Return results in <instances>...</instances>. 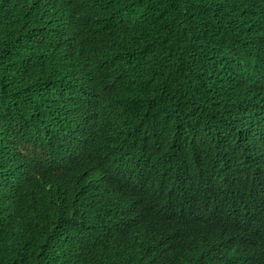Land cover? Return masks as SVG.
Returning a JSON list of instances; mask_svg holds the SVG:
<instances>
[{
  "label": "trees",
  "instance_id": "1",
  "mask_svg": "<svg viewBox=\"0 0 264 264\" xmlns=\"http://www.w3.org/2000/svg\"><path fill=\"white\" fill-rule=\"evenodd\" d=\"M81 12L79 1L42 15L0 0V264H264V222L227 226L211 213L176 242L136 209L130 235H117L107 213L118 198L87 169L57 182L51 161L36 170L18 154L19 142H63L57 102L76 88L135 121L111 143L125 160L175 154L186 141L168 145L185 130L164 103L194 130L178 161L164 162L170 171L249 202L264 182V0H142L135 31L104 47L89 46L106 31ZM76 221L91 231L89 249Z\"/></svg>",
  "mask_w": 264,
  "mask_h": 264
},
{
  "label": "clouds",
  "instance_id": "2",
  "mask_svg": "<svg viewBox=\"0 0 264 264\" xmlns=\"http://www.w3.org/2000/svg\"><path fill=\"white\" fill-rule=\"evenodd\" d=\"M76 1L82 6V15L94 16L97 19L95 24H100L106 31L103 36L92 40L91 47L107 46L112 39H121L134 32L136 24L132 13L136 10L141 15L142 0H128L124 7L119 6L117 0H24V5L28 10L36 8L42 15H51L63 5L71 8ZM85 65L98 67L99 64L86 62ZM126 70L129 71V65ZM104 97L90 98L81 89H71L68 104L57 102L62 113L55 124L64 129L61 131L63 142H53L48 147L40 141L32 145L19 142L18 154L28 155L31 158L29 163L36 170L47 167L51 161L55 170L53 180L57 182L64 183L87 169L118 198L117 205L107 213L108 226L117 235H130L136 209L147 210L153 215L157 238L176 242L192 237L198 222L211 213L227 226H259L264 222L263 181L249 188L245 198L249 202H228L220 186L210 178L194 176L187 180L188 176L182 177L170 171L164 162L178 161L180 149L193 141L194 130L191 126H183L187 119L184 113L172 112L164 103L162 108L177 118L185 130L168 145L175 147L186 141L180 144L177 153L151 161L130 162L114 152L111 143L121 135V130L133 131L137 125L129 116L114 117ZM100 133H106L108 138L96 147L94 137ZM76 224L79 225L78 237L89 249L90 229L78 221Z\"/></svg>",
  "mask_w": 264,
  "mask_h": 264
}]
</instances>
